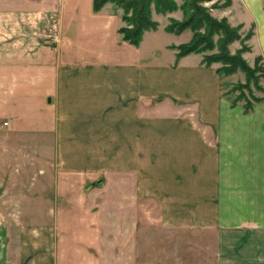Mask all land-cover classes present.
Listing matches in <instances>:
<instances>
[{
    "label": "rangeland",
    "instance_id": "obj_1",
    "mask_svg": "<svg viewBox=\"0 0 264 264\" xmlns=\"http://www.w3.org/2000/svg\"><path fill=\"white\" fill-rule=\"evenodd\" d=\"M171 1L175 5L172 11L159 13L152 5L149 6V18L156 27L153 31L144 32L136 46L124 42L122 35L117 33L119 28L127 26L121 20L124 16L122 9L109 2L99 10V17L105 19L101 22L90 16L91 0H0V10L10 11L25 5L45 9V12L33 18L39 30L34 36L44 44L53 45L58 41V36L55 43L44 36L51 34L50 26L53 24L58 32L59 20L64 27L73 29V34L68 38L86 46L94 62L98 61L100 53L109 55L117 52V49L125 50L121 54L125 56V62L135 60L137 69L144 77L152 73L165 75L166 72L176 75L178 69L185 66L205 69L213 78L218 102L226 105L232 116L235 114L236 117L258 120L260 123L255 130L264 133V92L256 89L252 81L239 71L226 75L220 72L223 66L219 63L205 66L202 58L215 53V49L189 54V58L177 68L179 59L175 60L174 47L187 43L192 31H167L170 22H179L183 16L181 0ZM197 3L210 18L224 20L229 27L236 29L238 40L227 46L229 54L239 52L248 67L264 68L254 42H249L253 34V9L259 7L262 0H197ZM260 10L264 14V4ZM7 16L8 23H14V15ZM248 33L251 35L247 39ZM215 40L216 37L213 38ZM243 48L247 49L244 51ZM129 53L134 55V60L130 59ZM253 74L257 76L258 85L264 89V73L256 71ZM206 84L210 85V81ZM170 93L158 90L149 94L143 88V123L156 126L161 132L166 128L172 129L174 125L176 127V118L181 117L183 112L188 114L191 121L196 120L197 100H181ZM253 97L259 99L255 101ZM245 103L251 105L248 110H245ZM25 112L35 117L38 114L36 109ZM6 113L7 110H0V236L3 242L0 245L6 264L206 263L199 245H204L210 254L213 245L210 237L200 238L196 230L179 224L168 229L157 225V216L167 212L164 202L168 203V200L172 203L168 207L173 215L181 216L183 209L178 203L183 199H190L188 213L197 214V203L193 200L197 193L193 188L196 157L188 156L183 162L178 160L179 165H174L172 158L163 159L155 152L143 150L140 173L118 174L113 168L107 169V173L106 168L99 166L100 162L96 164L97 158L91 167L93 171L86 167L91 170L86 173L79 170L80 166L64 165L61 159L58 163L57 157L55 160L47 157L45 162L40 161V154L47 152L39 154L37 145L49 147V141H38L37 136H18L17 143L6 141L4 132L9 128ZM16 113L17 110L12 111V115ZM164 119L169 121L164 122ZM190 129L196 131L197 125L191 124ZM20 148L35 158L20 154L16 150ZM163 160L168 162L167 167H161L160 161ZM109 165L112 167L113 163ZM181 169L187 170L189 180L183 177L182 171L179 172ZM59 170L71 172L72 175L61 177L57 173ZM155 175H163L164 180L167 179L161 184L163 188L156 186L153 181ZM151 190L165 201L160 198L164 202L155 205L150 196ZM42 192L45 205L39 203Z\"/></svg>",
    "mask_w": 264,
    "mask_h": 264
},
{
    "label": "crops",
    "instance_id": "obj_2",
    "mask_svg": "<svg viewBox=\"0 0 264 264\" xmlns=\"http://www.w3.org/2000/svg\"><path fill=\"white\" fill-rule=\"evenodd\" d=\"M261 5L253 9L249 42H254L264 62ZM89 11L100 22L104 19L99 17L101 12ZM43 12L45 9L28 5L0 10V110H7L6 141L17 143L18 136H37L38 141H49V147L37 145L39 154L47 152L40 154V161L57 157L58 163L61 159L64 165L80 166L79 170L86 173L92 170L96 158V164L100 162L107 173L109 168L118 174L140 173L143 150L155 152L163 159L172 158L174 165L188 156L196 157L193 188L197 193L193 200L197 214L188 213L190 199L178 203L183 209L181 216L171 214L168 206L172 203H166L151 190L155 205L165 201L169 212L157 216V225L168 229L179 224L196 230L200 238L210 237V254L204 245H199L208 264H264V133L255 130L260 122L232 116L227 106L218 102L207 70L195 66L179 68L189 55L178 60L176 75L166 72L144 77L132 53L129 57L134 61L125 62V56H121L125 50L117 49L110 57L100 53L94 62L86 46L68 38L73 29L64 27L59 20L58 41L44 44L34 36L39 30L33 21ZM9 14L15 19L11 25L6 18ZM143 88L149 94L162 90L181 100L196 99L198 117L191 121L183 112L176 118V127L160 132L156 126L142 122ZM31 109L37 110L36 117L25 112ZM15 110L17 113L12 115ZM191 124L197 125L196 131L190 129ZM16 150L31 156L24 149ZM31 157L35 158L33 154ZM160 163L161 167L168 166L164 160ZM181 171L189 180L187 170ZM57 173L61 177L72 175L64 170ZM155 176L156 186L163 188L161 184L167 179ZM42 194L39 203L45 205ZM1 245L0 264H6Z\"/></svg>",
    "mask_w": 264,
    "mask_h": 264
},
{
    "label": "trees",
    "instance_id": "obj_3",
    "mask_svg": "<svg viewBox=\"0 0 264 264\" xmlns=\"http://www.w3.org/2000/svg\"><path fill=\"white\" fill-rule=\"evenodd\" d=\"M112 3L123 11L122 21L127 28H119L117 33L122 35L124 42L129 45L136 46L144 32L153 31L156 27L149 18V6L152 5L156 12L172 11L175 5L171 0H91L90 10L95 14L99 12L105 3ZM264 3V0H263ZM180 9L182 11V20L179 22H170L167 31L172 33H180L185 29L192 31L190 40L182 45L174 47L175 60L194 53L212 51L215 53L202 58V63L207 66L211 63H219L223 67L220 72L223 74H231L234 71L243 73L246 79L252 81L253 86L264 92V89L256 82L253 73L256 71L263 72L264 68H250L240 57V53L233 55L227 51V46L233 41L238 40L236 29L227 25L224 20L216 21L210 18L206 11L197 3V0H181ZM250 33L246 36L248 39ZM216 40L213 41V38ZM244 51L247 48H243ZM256 101L259 98H254ZM249 103H245V110L250 108Z\"/></svg>",
    "mask_w": 264,
    "mask_h": 264
},
{
    "label": "built area",
    "instance_id": "obj_4",
    "mask_svg": "<svg viewBox=\"0 0 264 264\" xmlns=\"http://www.w3.org/2000/svg\"><path fill=\"white\" fill-rule=\"evenodd\" d=\"M50 28L52 29L50 32L51 34L44 36L45 33H43L42 36H44V38L48 39L50 42L55 43L57 41L58 32L56 31V26L54 24L51 25Z\"/></svg>",
    "mask_w": 264,
    "mask_h": 264
}]
</instances>
